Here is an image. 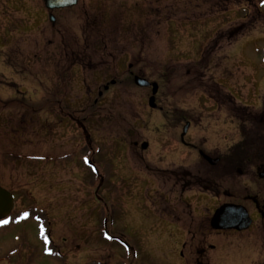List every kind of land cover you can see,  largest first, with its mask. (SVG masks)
I'll list each match as a JSON object with an SVG mask.
<instances>
[{
	"label": "rangeland",
	"instance_id": "rangeland-1",
	"mask_svg": "<svg viewBox=\"0 0 264 264\" xmlns=\"http://www.w3.org/2000/svg\"><path fill=\"white\" fill-rule=\"evenodd\" d=\"M43 7L0 0V185L17 196L13 214H27L0 226V264H72L61 248L42 253L41 224L54 245L80 235L83 255L96 247L108 264H181L180 229L205 227L225 193L260 181L255 167L238 176L198 150L227 155L236 118L257 111L264 0H78L52 11L54 23ZM55 63L70 78L52 82ZM134 75L159 84L156 108ZM86 159L98 172L91 186ZM182 183L193 184L183 195ZM206 231V264H223ZM227 240L251 264L246 239Z\"/></svg>",
	"mask_w": 264,
	"mask_h": 264
},
{
	"label": "flooded vegetation",
	"instance_id": "flooded-vegetation-1",
	"mask_svg": "<svg viewBox=\"0 0 264 264\" xmlns=\"http://www.w3.org/2000/svg\"><path fill=\"white\" fill-rule=\"evenodd\" d=\"M61 10V9H59ZM58 11V10H54ZM54 21L51 23L55 22ZM59 67V63H55V72H53L51 76L52 82L55 80L54 78L57 79V81H62V78H65V76L69 77L67 74L65 75L66 71H59L57 68ZM49 75H46V81H50V78H48ZM70 78V77H69ZM256 80V79H255ZM254 80V81H255ZM264 88V76L259 79V81ZM255 84V82H254ZM55 89H57V86H54ZM59 90V89H58ZM257 103L255 106H252L253 110L257 111H252L249 110V108L246 107H240V109L243 112L248 111V113L240 114L236 120L238 124H240L239 132H240V139L239 141L235 142L227 155L225 156H216L212 157L214 159V164L208 163L210 166H216V165H222V169L225 171H230L228 173H231L233 170L239 175H247L252 173V168L254 169V173H256L257 179L260 181H256L254 183H250L247 185L248 191L247 193H241L238 195V197H235L233 192H227L224 195H226V198L228 200L224 201L223 203H219V206L225 204H231V205H236V206H242L244 209H246L247 214L251 220L250 225L246 229L242 230H237V229H213L210 226V218H207V221L205 220V227H200L196 230H191V229H186L182 230V233L185 232L187 236L184 235L183 240L179 243V248H178V253L179 255V260L181 264H206L205 259H206V242H207V236L208 229H211V235L216 234V239H220V244L221 247L220 253L218 255H221V260L223 264H228L227 262H230V264H239L241 263L240 259L243 257H240L239 252L236 251L235 248L231 247V249L225 251L227 249L226 245L228 246V240L226 239L229 238H242L246 239L244 240V244L247 248H249L251 254H250V261L251 264H264V227L262 223H264V179L259 176V173L264 169V91L260 93ZM71 120L73 118H70ZM78 122V121H77ZM79 126V124H78ZM88 137V136H87ZM134 146H137V142L133 143ZM185 144V143H183ZM200 150H198L199 153ZM68 158V157H67ZM67 158L62 159L66 160ZM256 158L259 160H263L261 162L255 161ZM92 162V161H91ZM91 162L89 161L88 164L91 166ZM223 162V163H222ZM93 164V162H92ZM221 167V166H220ZM251 170V171H250ZM89 178H91L89 174ZM91 179L89 180L90 183ZM184 183V182H183ZM183 183L181 184V189H182V195L184 193H187L189 189L187 188L189 185L193 184H188L186 186H183ZM198 187H200V184L198 182L194 183ZM1 186V185H0ZM254 186V187H253ZM3 187V186H2ZM4 188V187H3ZM187 188V190H186ZM202 188V187H200ZM6 189V188H5ZM206 190L213 191V194L215 197L218 196V191L214 192L213 188H206ZM9 191V190H8ZM13 198H14V208L11 211L10 215L7 216L5 219H8V221H13L14 223L17 221H21L22 218L26 217L23 211V213H20L21 210H19V213L13 214L15 212V204L17 202V196L13 191H9ZM197 196L204 195L202 192L196 193ZM205 196V195H204ZM179 200H183L182 196L180 195ZM186 203V206L190 205L187 200H184ZM245 203H249L248 206ZM217 206V207H219ZM216 207V208H217ZM213 209V212L215 209ZM173 213L175 210H173ZM187 214V213H185ZM213 214V213H212ZM176 214H173V220L174 221H179V218L175 216ZM188 215V214H187ZM212 216V215H211ZM180 217V216H179ZM38 220V219H37ZM0 221H2L0 219ZM257 221H260L258 223ZM7 224V221H4V225ZM107 229V224L106 221H104V226H103V233L108 236V230ZM53 232L49 231L46 227L42 231H37L36 235L38 239H41L42 242V253L44 250L48 253H52V249L61 248L66 254L71 255V258L74 260L76 259V264H108L103 258H97L96 255V247L91 246L89 250H87V254L83 255L84 252L79 249L80 244H78L81 240H84L81 238L80 235H77L74 237L73 234V241L75 242V245H66V239H61L60 242H58L57 245H54V243L49 239V236L52 235ZM218 235V236H217ZM95 237V236H94ZM187 237L189 239H187ZM89 239H92L91 236L88 237ZM84 242V241H83ZM230 243V242H229ZM70 244V243H69ZM123 248V245H120ZM209 249L213 250L214 245L213 244H208ZM244 247V246H242ZM245 248V247H244ZM234 251V252H231ZM126 251L130 252V250L127 248ZM63 254L65 255V253ZM237 255V256H236ZM73 260L71 263L73 264ZM233 260H236L233 262ZM21 264V262L17 263ZM23 264H28L23 262ZM121 264H126V263H121Z\"/></svg>",
	"mask_w": 264,
	"mask_h": 264
},
{
	"label": "water",
	"instance_id": "water-1",
	"mask_svg": "<svg viewBox=\"0 0 264 264\" xmlns=\"http://www.w3.org/2000/svg\"><path fill=\"white\" fill-rule=\"evenodd\" d=\"M45 7L48 9H59L64 7H72L77 4L78 0H43ZM50 19L53 21V16L50 15ZM115 81L112 80L113 84ZM134 83L140 87L151 86V96L148 99V105L151 108L156 107L155 94L158 90V84L156 82L150 83L148 80L141 76H134ZM107 88V85L104 87ZM189 123H185L183 131L181 134V139H183ZM141 149H146L148 146L147 142H143ZM204 159L208 160L210 163L214 164V160L201 152ZM259 176L264 179V169L259 173ZM14 205L12 195L5 189L0 187V218L7 216L12 210ZM251 223V220L247 214L246 209L242 206H236L231 204H223L218 207L210 219V226L213 229H246Z\"/></svg>",
	"mask_w": 264,
	"mask_h": 264
},
{
	"label": "trees",
	"instance_id": "trees-1",
	"mask_svg": "<svg viewBox=\"0 0 264 264\" xmlns=\"http://www.w3.org/2000/svg\"><path fill=\"white\" fill-rule=\"evenodd\" d=\"M86 60H87V58L86 57H84ZM89 58V57H88ZM9 61H10V63H8L10 66H13L11 63V60L9 59Z\"/></svg>",
	"mask_w": 264,
	"mask_h": 264
},
{
	"label": "snow or ice",
	"instance_id": "snow-or-ice-1",
	"mask_svg": "<svg viewBox=\"0 0 264 264\" xmlns=\"http://www.w3.org/2000/svg\"><path fill=\"white\" fill-rule=\"evenodd\" d=\"M25 215H27V214H25Z\"/></svg>",
	"mask_w": 264,
	"mask_h": 264
}]
</instances>
